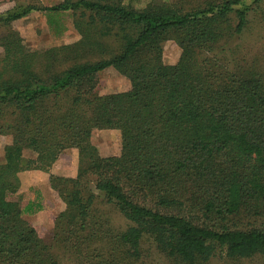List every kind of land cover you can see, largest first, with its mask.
<instances>
[{"label": "trees", "instance_id": "obj_1", "mask_svg": "<svg viewBox=\"0 0 264 264\" xmlns=\"http://www.w3.org/2000/svg\"><path fill=\"white\" fill-rule=\"evenodd\" d=\"M139 1L14 0L0 14V264L264 259V42L244 43L264 0ZM31 12L55 36L69 15L79 38L28 49L10 24ZM108 67L126 89L99 92ZM94 129L119 133L117 153L100 155ZM66 148L76 174L48 173L64 207L46 242L24 217L41 193L21 203L18 174L49 172Z\"/></svg>", "mask_w": 264, "mask_h": 264}, {"label": "rangeland", "instance_id": "obj_2", "mask_svg": "<svg viewBox=\"0 0 264 264\" xmlns=\"http://www.w3.org/2000/svg\"><path fill=\"white\" fill-rule=\"evenodd\" d=\"M44 5H51L60 0H40ZM148 0H140L135 2L137 6H142ZM175 1V0H169ZM14 5V0H0V14L7 11ZM46 16L41 12H31L27 16L14 20L10 27L17 31L23 38V42L28 49H43L63 43H71L79 38L77 31L74 29L71 18L67 14H62L59 18L60 22L65 27L61 35L55 36L46 20ZM263 23L258 24L253 22L252 28L244 37L245 45L248 43V49L258 47L264 42V28H261ZM258 32V33H257ZM1 33V32H0ZM257 33V34H256ZM180 47L173 41L167 40L163 45V60L166 63H174L180 55ZM2 47L0 46V55ZM99 92L109 93L115 90H123L128 87V80L122 76L116 69L108 67L98 73ZM11 137L9 135L0 134V159L3 156V146L9 143ZM119 133L109 129H94L91 134V142L98 149L100 155H111L117 153L119 147ZM25 152V155H29ZM77 169V151L74 148H66L62 150L57 159L52 164L49 172L36 170L21 173L19 200L21 203L34 196L33 189H38L42 196L43 208L31 215H24L37 230L38 235L50 242L52 235L53 220L57 213L63 209L64 205L56 196L48 185V173H57L60 175L74 176ZM148 249L149 246L146 245ZM151 257L146 258V264H159L160 256L154 249L150 250ZM264 259H252V261H244L240 264H263ZM211 264H222L219 260L214 259Z\"/></svg>", "mask_w": 264, "mask_h": 264}, {"label": "crops", "instance_id": "obj_3", "mask_svg": "<svg viewBox=\"0 0 264 264\" xmlns=\"http://www.w3.org/2000/svg\"><path fill=\"white\" fill-rule=\"evenodd\" d=\"M27 171H29L30 173L33 172V170H27ZM34 171H36V170H34ZM22 172L24 173L25 171H22ZM22 172H20V173L18 174L19 178H20ZM54 174H57V173H54ZM58 175H60V174H58ZM62 176H63V175H62ZM64 176H65V175H64ZM66 176H67V175H66ZM47 180H48V175H47ZM20 187H21V186H20ZM19 192H21V191H19Z\"/></svg>", "mask_w": 264, "mask_h": 264}]
</instances>
